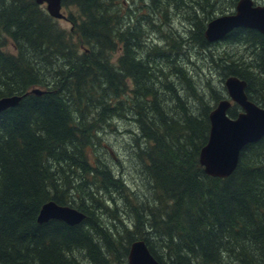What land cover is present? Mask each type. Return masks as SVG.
<instances>
[{
    "label": "trees",
    "instance_id": "16d2710c",
    "mask_svg": "<svg viewBox=\"0 0 264 264\" xmlns=\"http://www.w3.org/2000/svg\"><path fill=\"white\" fill-rule=\"evenodd\" d=\"M147 1L149 14L133 17L122 0H63L77 11L67 32L34 0H0V98L44 91L0 112V264H127L138 240L159 264H264V137L241 150L228 178L207 176L198 161L227 77L244 80L264 108V35L238 28L205 39L207 23L239 0ZM174 7L188 13L184 38L168 21ZM155 13L164 41L147 46L141 21L151 29ZM217 44L228 48L211 55L219 85L208 79L201 90L181 47ZM240 111L232 104L227 115ZM128 119L139 191L100 144L105 127ZM48 202L85 218L38 223Z\"/></svg>",
    "mask_w": 264,
    "mask_h": 264
},
{
    "label": "water",
    "instance_id": "95a60500",
    "mask_svg": "<svg viewBox=\"0 0 264 264\" xmlns=\"http://www.w3.org/2000/svg\"><path fill=\"white\" fill-rule=\"evenodd\" d=\"M44 6L53 19L65 20L61 13L63 0H34ZM256 30L264 35V6H254L252 0H239L230 14L211 20L205 29V39L212 43L224 39L234 29ZM228 99L217 103L209 114V135L207 143L198 156L203 172L212 178L225 179L235 171L241 150L250 143L264 137V108L258 107L245 93L246 82L230 76L224 81ZM44 91L32 89L22 96L0 98V112L15 107L27 94L42 95ZM232 103L241 108L236 118L231 119L227 111ZM85 215L70 206H60L54 202L45 203L37 216L38 223L50 220L62 221L67 225L80 224ZM127 264H159L149 253L141 240L131 244Z\"/></svg>",
    "mask_w": 264,
    "mask_h": 264
},
{
    "label": "rangeland",
    "instance_id": "374dc122",
    "mask_svg": "<svg viewBox=\"0 0 264 264\" xmlns=\"http://www.w3.org/2000/svg\"><path fill=\"white\" fill-rule=\"evenodd\" d=\"M122 1H125L126 4L125 13L128 11L129 8L131 10H136L134 12V15H132L133 17L141 16V14H145L146 17L149 14L148 13L149 9H147V7H149V2L147 0H142L141 2L140 0H122ZM226 2H228V0L225 1L224 5L227 4ZM222 4H219V7H221ZM140 6L142 7L145 6V7L144 9H139L138 7ZM61 12L66 18L65 20L55 19L56 22L62 29L66 30L67 32L71 31V24L68 21L67 17L69 15V12L76 14L77 11L75 9H72L70 11L66 7L62 9ZM187 15L188 13L184 10L176 9L175 7L171 9V15L168 21L171 22V30L174 35L181 36L182 38H184L185 30L188 27V22L186 20ZM150 19L153 24L151 26V29L150 26L146 22H144L145 20L141 21L147 31V34L146 33L144 34V38L142 42L145 44L147 43L148 45L160 44L161 46L162 41H164V34L160 32V27L161 26L163 27V22L156 15V13L150 14ZM232 48L235 51L240 47L232 46ZM209 50L210 51L206 50L205 53H200L197 48L188 51L186 46L181 47L180 50V52L182 51L181 52L182 55L179 58L180 65H182V67L190 71L191 75L194 76L193 79H197L196 82H198L201 90L204 88V85L208 79L210 82H212L214 87L219 85L220 76L219 74L216 73L217 69L215 67V63H216L214 59L215 57L213 58L211 57V55L216 56V53L218 54L219 52L227 51L228 48L223 44H217L216 46L210 48ZM119 55L120 53L118 52L115 53L112 57V60L115 62ZM244 61L247 62L246 59ZM107 123H110V121H107ZM112 125L113 126L109 128L105 127L104 130L99 133L100 144L108 148L107 153L104 155L106 157L105 161L107 160L106 161L107 164H109L112 167L111 169L114 170L117 174L120 173L123 174V180H125V182L127 183L126 185L127 187L131 188L133 191H139L141 187V183L138 182V172H142L143 170L139 165V163L137 162V160H133V164H131L132 162L131 160L134 158V156L130 157L128 152V150L131 148L129 145L130 137H131V135H129V132H131V134H135L136 132V127L134 125V122L131 119H128V120L112 122ZM97 146L98 147L94 150V155L96 157L103 158L104 150L101 149L99 145Z\"/></svg>",
    "mask_w": 264,
    "mask_h": 264
},
{
    "label": "flooded vegetation",
    "instance_id": "af4514ba",
    "mask_svg": "<svg viewBox=\"0 0 264 264\" xmlns=\"http://www.w3.org/2000/svg\"><path fill=\"white\" fill-rule=\"evenodd\" d=\"M253 4H254V6H257V5H260V6H264V0H253ZM236 6V5H235ZM235 8V7H234ZM234 10V9H233ZM232 9H230V11H233ZM230 13V12H229ZM217 42H219V41H217ZM216 42V43H217Z\"/></svg>",
    "mask_w": 264,
    "mask_h": 264
}]
</instances>
